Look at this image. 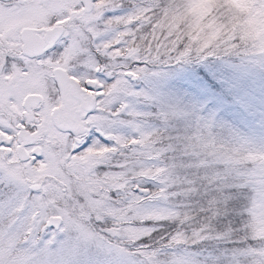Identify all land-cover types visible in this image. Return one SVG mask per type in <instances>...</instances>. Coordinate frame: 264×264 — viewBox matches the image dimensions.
Listing matches in <instances>:
<instances>
[{"label": "snow or ice", "instance_id": "obj_1", "mask_svg": "<svg viewBox=\"0 0 264 264\" xmlns=\"http://www.w3.org/2000/svg\"><path fill=\"white\" fill-rule=\"evenodd\" d=\"M250 24L264 0H0V264H264V144L132 106L169 66L264 63Z\"/></svg>", "mask_w": 264, "mask_h": 264}, {"label": "trees", "instance_id": "obj_2", "mask_svg": "<svg viewBox=\"0 0 264 264\" xmlns=\"http://www.w3.org/2000/svg\"><path fill=\"white\" fill-rule=\"evenodd\" d=\"M236 6L238 8L244 7V0H235ZM128 0H125V10L127 9ZM111 14H123L122 11H117ZM249 29L251 34L256 38L260 35H264V29L256 24H250ZM243 64H249L248 60H241L239 57L231 58H209L208 61L185 64L183 66H169L164 69L165 74H171L173 71V79L169 77L167 85L163 87V93L158 96L160 99H152L151 101H140L139 112L144 113H156L161 108H178V109H191L195 107L199 115L207 117L212 115L217 125H223V129H218L224 131L225 133H231L237 135L241 138H245L254 144H264V137L262 134H253L251 132L252 126H242L237 120L231 118L230 109L223 108L218 113H215L213 103L204 104V96L201 93V88L199 90H193L190 87V82L195 79L206 84L207 88L214 91L223 101H227L230 106L241 109L242 103L238 99L236 94V87L232 81V75L228 76L222 69H229L236 66H241ZM256 67L264 75V63L259 61L256 62ZM183 72H187L188 76L186 78ZM167 79L168 76H165ZM146 81H138L140 88L143 90L146 88ZM156 94V92H155ZM259 109L262 110V105H258ZM251 111H255V108H250ZM215 113V114H214ZM259 120V117H253ZM145 121L151 124L153 127H162V121L154 118V116L145 117ZM185 122L178 121L173 122L174 126H183ZM226 223V221H225ZM227 244H217L216 242H208L203 245L196 247L187 246L189 253L192 255V261L197 262V264H212V257L218 255L221 251L225 250Z\"/></svg>", "mask_w": 264, "mask_h": 264}, {"label": "rangeland", "instance_id": "obj_3", "mask_svg": "<svg viewBox=\"0 0 264 264\" xmlns=\"http://www.w3.org/2000/svg\"><path fill=\"white\" fill-rule=\"evenodd\" d=\"M248 62L249 64L236 66L232 70L222 69L228 76L232 75L236 94L242 103L241 109L234 108L227 101H223L214 91L207 88L206 84H201V93L204 96V104L213 103L215 113L220 112L223 108H229L232 119L237 120L244 127L248 125L252 126L250 130L254 135L262 134L264 137V75L256 67L257 61L248 60ZM183 74L189 80L191 79V77H187V72H183ZM165 76H168V78L166 79ZM172 76L173 71L171 74L164 73L160 77L145 80L146 88L144 91H147L154 99H160L158 95L163 93V87L167 85L169 77ZM136 88L138 90L142 89L138 83H136ZM139 105V102H132V106L136 111L140 110ZM258 105H262L263 109L260 110ZM250 108H255V111H251ZM254 116L259 117V120L254 119ZM125 131L130 133L131 129L125 128ZM88 251L90 254H95L100 250L95 244H92L89 246ZM176 255L182 259L192 261V255L189 253L187 247L180 249ZM109 259L117 258L110 257Z\"/></svg>", "mask_w": 264, "mask_h": 264}]
</instances>
